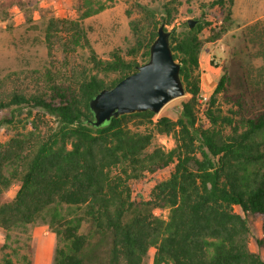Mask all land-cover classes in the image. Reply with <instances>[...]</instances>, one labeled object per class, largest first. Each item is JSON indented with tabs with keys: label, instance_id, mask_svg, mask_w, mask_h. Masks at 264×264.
Wrapping results in <instances>:
<instances>
[{
	"label": "trees",
	"instance_id": "16d2710c",
	"mask_svg": "<svg viewBox=\"0 0 264 264\" xmlns=\"http://www.w3.org/2000/svg\"><path fill=\"white\" fill-rule=\"evenodd\" d=\"M74 3L78 17L45 26L49 67L0 79V126L21 116L29 125L0 143V227L7 233L48 213L53 264H144L151 247L152 264H264V21L243 27L248 60L232 58L200 111L202 46L234 24V0H212L192 28L186 20L169 30L188 95L178 118L147 110L96 127L90 100L145 62L157 28L174 19L167 5L158 16L137 3L143 20L129 22L134 45L102 59L82 20L112 2ZM160 134L174 146L153 145ZM167 167L146 198L132 195L129 181ZM248 216L262 223L258 251L249 246ZM1 264L24 263L5 255Z\"/></svg>",
	"mask_w": 264,
	"mask_h": 264
},
{
	"label": "rangeland",
	"instance_id": "374dc122",
	"mask_svg": "<svg viewBox=\"0 0 264 264\" xmlns=\"http://www.w3.org/2000/svg\"><path fill=\"white\" fill-rule=\"evenodd\" d=\"M107 1L112 2V5L82 20L92 47L102 59H108L110 52L116 48L126 56L127 50L134 45L129 22L132 19L143 20L142 14L136 7L137 3L153 8L158 16L164 14L165 5L169 6L174 19L172 24L165 26L169 31L173 25L178 26L188 19H200L212 0ZM74 2L75 0H0V79L4 80L5 84L10 82L8 78L10 73L24 77L23 74L31 70L43 71L49 67L50 60L44 41L45 26L51 17H78ZM232 11L233 26L219 39L205 41L202 46L199 55L200 85L204 68L209 72L217 71L222 74L223 68L230 70L232 58L246 62L248 54L253 50L251 46L246 47L242 42L241 32L244 26L257 19L264 21V0H234ZM200 36L203 39L208 38V30L204 29ZM254 64L258 65V61ZM217 80L216 78L207 85L204 82V85L202 83L200 86L198 100L200 111L206 105L202 100L203 95L208 98ZM27 83L28 79L24 85ZM187 96L184 94L169 100L155 116H167L176 120ZM15 120L12 124L0 126V143L8 140L17 130H22L23 126L26 130L29 129V125L25 124V117H17ZM153 145L169 149L174 146V141L171 136L160 134L154 139ZM171 170V167H167L156 174H146L141 179L129 181L132 195L136 198H146L153 184L159 179L168 177ZM17 188L18 183H13L5 192V199H12ZM156 213L163 218L167 216L166 210H158ZM48 223L49 214L43 213L35 222L16 227L7 233L0 227V264L5 255L12 257L18 263L53 264L56 237ZM248 223L251 231L249 246L251 250L258 251L256 239L262 234V223L253 216H248ZM153 253L154 248L151 247L144 264H152Z\"/></svg>",
	"mask_w": 264,
	"mask_h": 264
},
{
	"label": "water",
	"instance_id": "95a60500",
	"mask_svg": "<svg viewBox=\"0 0 264 264\" xmlns=\"http://www.w3.org/2000/svg\"><path fill=\"white\" fill-rule=\"evenodd\" d=\"M192 28L196 20H187ZM170 32L163 24L149 47L148 59L135 71L104 88L90 100L92 125L98 127L124 114L151 111L158 113L169 100L185 94L179 70L169 44Z\"/></svg>",
	"mask_w": 264,
	"mask_h": 264
},
{
	"label": "crops",
	"instance_id": "0c3cea01",
	"mask_svg": "<svg viewBox=\"0 0 264 264\" xmlns=\"http://www.w3.org/2000/svg\"><path fill=\"white\" fill-rule=\"evenodd\" d=\"M217 69V68H216ZM204 70V72L202 73V75H203V77H202V75H201V85H202V83H203V85H204V82H205V84L207 85V84H210V82L212 81V80H215L216 78L218 79L219 78V76L221 75L219 72H217V71H208V69H206L205 70V68L203 69ZM200 85V86H201ZM215 86V85H214ZM214 86L212 87V90H213V88H214ZM211 90V91H212ZM211 91H210V93H211ZM207 93V92H206Z\"/></svg>",
	"mask_w": 264,
	"mask_h": 264
},
{
	"label": "built area",
	"instance_id": "2783aa9c",
	"mask_svg": "<svg viewBox=\"0 0 264 264\" xmlns=\"http://www.w3.org/2000/svg\"><path fill=\"white\" fill-rule=\"evenodd\" d=\"M207 99H208L207 96L206 95H203L202 100L204 101V103H206Z\"/></svg>",
	"mask_w": 264,
	"mask_h": 264
}]
</instances>
